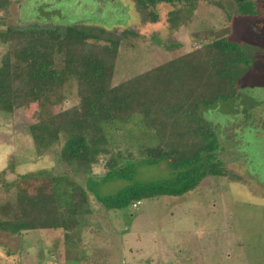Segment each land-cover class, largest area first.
Returning <instances> with one entry per match:
<instances>
[{
    "label": "rangeland",
    "instance_id": "1",
    "mask_svg": "<svg viewBox=\"0 0 264 264\" xmlns=\"http://www.w3.org/2000/svg\"><path fill=\"white\" fill-rule=\"evenodd\" d=\"M23 1L11 0L0 11V64L8 48L4 42L8 27L25 26L34 21L24 19L36 20L34 16L41 20L38 22L52 16L44 7L33 11L24 7L21 13ZM64 1L71 6L79 2L94 6L95 1L103 0ZM108 1V13L85 9L83 17L77 18L67 14L69 10L62 3L55 8L63 16L67 14L69 22L90 19L89 23L79 22V26L98 34V44L118 40L112 85L180 56L201 41L214 40L230 27L227 35L249 57V63L230 67L239 95L202 113L224 146L221 157L227 174L207 176L182 195L143 199L124 209L107 210L88 194L90 212L80 216L73 229L15 233L0 229V264H264V0H251L253 13L247 14L236 11L237 0H198L190 22L174 35L183 44L175 50L162 44L170 38V4L143 8L135 0ZM149 11L157 13V20H151ZM43 24L53 26L49 19ZM62 92L66 95L62 101L60 94H55L11 114L0 111V179L16 182L9 189L0 182V219L19 213L15 206L19 197L50 192L48 171L57 174L68 170L58 156L66 134L63 132L59 143L42 151L28 128L78 103L76 81L66 83ZM246 125L257 126V130L244 128ZM104 171L102 164L93 167L97 174ZM170 176L165 163L137 166V180ZM124 184V180L105 183L98 193H114Z\"/></svg>",
    "mask_w": 264,
    "mask_h": 264
},
{
    "label": "trees",
    "instance_id": "2",
    "mask_svg": "<svg viewBox=\"0 0 264 264\" xmlns=\"http://www.w3.org/2000/svg\"><path fill=\"white\" fill-rule=\"evenodd\" d=\"M135 1L143 8L160 2L170 4V38L162 44L168 50L183 46L174 35L190 22L198 0ZM95 2L94 6L80 2L71 6L64 0H24L21 13L25 12L24 7L30 11L44 7L51 11L48 19L53 26L42 25L48 19L38 22L41 20L34 16L36 20L24 19L34 22L6 30L4 42L8 48L0 64L1 112L11 114L55 94H60L62 101L66 96L62 92L64 86L73 80L79 101L28 126L35 145L42 151L59 143L63 132L66 134L58 156L68 170L57 174L44 171L51 191L19 197L15 205L19 213L0 219L1 230L15 233L42 228L73 229L80 222L79 217L90 212L88 194L107 210L124 209L143 199L182 195L207 176L227 174L221 157L224 146L202 113L217 102L239 95L230 67L249 63V57L227 35L230 27H225L221 31L225 34L214 40H200L186 53L112 85L118 40L100 45L95 41L98 34L79 26V22L89 23L90 19H76L83 17L85 9L108 13L110 1ZM10 3L11 0H0V11ZM57 3L68 8L67 14L76 17L74 22L66 20L67 14L63 16L55 8ZM237 3L236 11L253 13L251 0ZM149 14L152 21L157 20V13ZM246 127L257 130V126ZM161 163L171 170L170 177L136 179L137 166ZM97 164L103 165V173L93 172ZM114 180H124L126 184L111 194L98 193L100 186ZM0 182L5 189L16 184L3 178ZM9 206L13 204L10 202Z\"/></svg>",
    "mask_w": 264,
    "mask_h": 264
},
{
    "label": "crops",
    "instance_id": "3",
    "mask_svg": "<svg viewBox=\"0 0 264 264\" xmlns=\"http://www.w3.org/2000/svg\"><path fill=\"white\" fill-rule=\"evenodd\" d=\"M161 4H165L164 2H160V3H158V5H161Z\"/></svg>",
    "mask_w": 264,
    "mask_h": 264
}]
</instances>
